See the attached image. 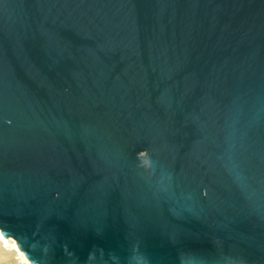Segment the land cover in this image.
Listing matches in <instances>:
<instances>
[{
	"label": "water",
	"instance_id": "obj_1",
	"mask_svg": "<svg viewBox=\"0 0 264 264\" xmlns=\"http://www.w3.org/2000/svg\"><path fill=\"white\" fill-rule=\"evenodd\" d=\"M0 232L37 264H264V0H0Z\"/></svg>",
	"mask_w": 264,
	"mask_h": 264
},
{
	"label": "bare ground",
	"instance_id": "obj_2",
	"mask_svg": "<svg viewBox=\"0 0 264 264\" xmlns=\"http://www.w3.org/2000/svg\"><path fill=\"white\" fill-rule=\"evenodd\" d=\"M0 242L2 245L9 246V248L12 249V253L15 254L16 259H18V262L21 264H37V263H29L27 257L25 254L18 248L16 241L12 237H4L0 232Z\"/></svg>",
	"mask_w": 264,
	"mask_h": 264
},
{
	"label": "rangeland",
	"instance_id": "obj_3",
	"mask_svg": "<svg viewBox=\"0 0 264 264\" xmlns=\"http://www.w3.org/2000/svg\"><path fill=\"white\" fill-rule=\"evenodd\" d=\"M0 264H21L18 262V259H16V256L14 253H12V249L9 248V246L2 245L0 242Z\"/></svg>",
	"mask_w": 264,
	"mask_h": 264
},
{
	"label": "snow or ice",
	"instance_id": "obj_4",
	"mask_svg": "<svg viewBox=\"0 0 264 264\" xmlns=\"http://www.w3.org/2000/svg\"><path fill=\"white\" fill-rule=\"evenodd\" d=\"M8 234H12V233H8Z\"/></svg>",
	"mask_w": 264,
	"mask_h": 264
}]
</instances>
